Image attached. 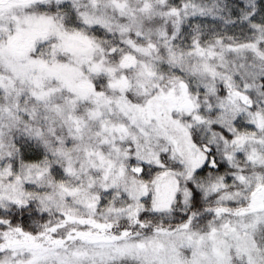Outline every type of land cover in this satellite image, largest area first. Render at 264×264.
Wrapping results in <instances>:
<instances>
[{"label": "snow or ice", "instance_id": "obj_1", "mask_svg": "<svg viewBox=\"0 0 264 264\" xmlns=\"http://www.w3.org/2000/svg\"><path fill=\"white\" fill-rule=\"evenodd\" d=\"M0 264H264V0H0Z\"/></svg>", "mask_w": 264, "mask_h": 264}]
</instances>
